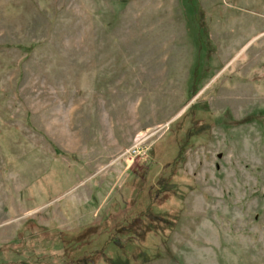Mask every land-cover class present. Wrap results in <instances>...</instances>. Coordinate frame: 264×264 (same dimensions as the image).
Segmentation results:
<instances>
[{"label":"rangeland","instance_id":"1","mask_svg":"<svg viewBox=\"0 0 264 264\" xmlns=\"http://www.w3.org/2000/svg\"><path fill=\"white\" fill-rule=\"evenodd\" d=\"M0 264H264V0H0Z\"/></svg>","mask_w":264,"mask_h":264}]
</instances>
